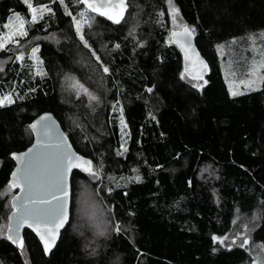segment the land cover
I'll return each instance as SVG.
<instances>
[{"label": "trees", "instance_id": "obj_1", "mask_svg": "<svg viewBox=\"0 0 264 264\" xmlns=\"http://www.w3.org/2000/svg\"><path fill=\"white\" fill-rule=\"evenodd\" d=\"M134 1L140 8L137 24L129 23ZM44 2L54 15L29 23L24 37L39 45L44 74L32 73L27 56L17 61L14 48L0 50V60L7 59L0 89L14 91L13 103L0 106V226L17 191L4 193L14 165L10 153L30 144L28 125L39 113L52 112L75 150L94 165L103 162V169L97 181L73 171L70 218L48 256L33 232L24 229L22 252L0 236V264H251L248 251L237 245L228 250L211 237L227 234L236 217L247 220L257 213L252 237L264 243V84L230 96L216 47L264 29V0H172L195 29V44L208 64L199 81L184 73L169 36L167 0H126L118 24L90 13L98 22L91 32L83 31L90 48L76 36L59 0L38 3ZM65 4L75 15L82 7L72 0ZM14 12L29 16L23 0H0V28ZM159 13L163 17L157 23ZM73 77L99 102L83 92L78 96L69 84ZM195 83L203 87L193 88ZM121 107L127 151L120 148ZM205 162L219 169L213 185L198 177ZM136 175L139 181L128 179ZM83 182L92 189H113L99 191L104 209L96 211L121 226L119 233L112 228L92 239L89 247L71 227L77 186Z\"/></svg>", "mask_w": 264, "mask_h": 264}, {"label": "snow or ice", "instance_id": "obj_2", "mask_svg": "<svg viewBox=\"0 0 264 264\" xmlns=\"http://www.w3.org/2000/svg\"><path fill=\"white\" fill-rule=\"evenodd\" d=\"M23 3L28 9L30 20L20 13L10 15L8 22L3 25L5 30L0 31V50H4L9 43L18 45L19 40L16 38H23L28 35L27 25L29 23L35 24L38 20L43 19L45 15H54L53 8L48 4H35L34 0H23ZM59 3L64 10V14L72 18V26L75 29L76 36L79 37L86 48H90V45L84 38L82 30L85 25L91 26L94 21V16L90 15V13L106 17L113 23H119L127 8L126 0H76V3L82 5V7L76 15H73L65 4V0H59ZM167 4L168 14L173 25V30L169 32V36L180 44L181 49L185 52V59H191L189 52L192 51L191 37L195 34V29L185 23L178 22L179 10L172 3V0H167ZM259 35L264 38V31H261ZM255 39L254 36L249 37L251 47L254 50L259 47L255 43ZM116 47H119V45H116ZM38 51L39 45L32 47L28 56L33 61L32 67L36 74L42 75L44 74L40 67L42 61L36 55ZM92 55L96 57L98 62L100 61V57L94 51ZM255 55H259L258 60L255 59ZM24 57L25 52L19 51L15 59L22 61ZM197 63L202 69L207 68V65L199 59L198 54L196 55L194 66ZM100 67L105 74L110 72L108 66L101 63ZM181 78H184V73H181ZM202 78L199 72L193 77L197 81ZM204 83L206 84L207 81H204ZM228 83L230 96L241 94L239 91L234 90L231 82ZM259 83H264V51L254 53V59L248 68L247 78L239 80V84L243 85L246 90H255ZM73 86L79 89L76 93L78 96L82 91L88 96L90 101L99 102L100 98L79 83V81H74ZM192 87L200 89L203 85L195 83ZM147 91L151 92L152 89L148 88ZM5 103H13L10 94L0 96V106ZM116 103L119 104V101ZM113 108L116 110L115 105ZM119 111L121 113L120 123L122 129L127 128L123 118V108L121 107ZM153 119H155L154 116ZM28 130L35 136V142L31 143V147L27 148L26 151L10 153L11 158L16 162V166L10 173L11 178L8 179L6 189L10 191L11 189L19 188L20 192L11 196L9 202L10 213L8 214L6 225L7 231L3 230L4 226H0V236H4L22 252L24 239L20 234V229L27 225L39 237L40 242L43 244L44 253L48 254L56 242L59 230L64 227L70 218V174L74 169H79L87 173L90 178L97 179L103 169V162L99 165H94L92 160L85 159L73 151L72 146L67 143V138L64 134L55 129L49 113H44L36 120H33L28 125ZM124 135L121 137L120 148L123 151H127ZM123 151L118 150L116 154L118 156L123 155ZM132 171L136 172L137 169L134 168ZM128 179L139 181L141 177L136 175ZM119 186L117 182V187ZM102 190H106L109 193L113 191L111 187L98 189L97 195ZM239 219L237 217L232 223L237 224ZM257 219V213H253L250 220L241 224L231 236L228 234L221 236L213 234L211 237L213 244H219L228 250H231L234 245L245 251L255 248L259 254L257 258L251 261V264H264V243H251L252 228L249 225L253 224ZM114 230L117 233L121 231L119 223L114 225ZM212 251L216 252L217 249L214 247Z\"/></svg>", "mask_w": 264, "mask_h": 264}, {"label": "rangeland", "instance_id": "obj_3", "mask_svg": "<svg viewBox=\"0 0 264 264\" xmlns=\"http://www.w3.org/2000/svg\"><path fill=\"white\" fill-rule=\"evenodd\" d=\"M75 1L76 0H72V2L74 4H75ZM38 2H39V0H34L35 4H41ZM43 4H48V3L44 2ZM133 7H134V10L132 11V15L130 16L129 23L132 22V24L133 23L137 24L138 20H136V16H138L137 14L140 13V8L137 5L136 1H134ZM166 11L168 14V12H169L168 5H167ZM14 13H11L10 15H12ZM72 14L75 15L74 13H72ZM162 15H163L162 13L158 14V18H157L158 21L156 20L157 23L161 22V17H163ZM26 19L30 20V16H28ZM6 22H8V18H7ZM178 22L185 23V21L183 20V18L181 17L179 12H178ZM97 23L98 22L94 20L92 22L91 26L85 25L83 27L82 34H84V32H83L84 30L91 32L92 28L93 29L96 28ZM168 24H169V27H168V33H169L171 30H173L172 20H171V17L169 16V14H168ZM3 25H2V28H0V31L5 30V29H3ZM261 31H264V29L243 35L241 37L232 38L230 40L224 41V42L220 43L219 45H217L216 52H217V55L220 59V63L222 66V71H223L225 81H227L226 82L227 88L229 87L228 82H231L233 84L234 90H237L240 93L245 92V91H249V90H246L243 85L239 84V80L247 78L248 68L251 66V62L254 59V53L264 51V38H261L259 35L261 33ZM250 36H254L256 38L255 43L259 46L255 50L251 47V41L249 40ZM16 39L19 40V44L14 45V44L9 43L6 45L5 50H9L11 48H14V51H16L15 56H16L17 52H19V51L25 52V56H27V58H28L31 71L33 74H36V72L34 71V69L32 67L33 61L28 56V53L31 51V48L35 47L36 45H30V43H32V42H30L28 40L27 41L24 40V37L23 38L17 37ZM137 42L140 43L139 40ZM100 47H102V45ZM36 55L38 56V53H36ZM255 59L258 60L259 55H255ZM6 60L7 59L0 60V71L3 69L4 64L6 63ZM40 67L42 68V71H44L43 65H41ZM37 75H41V74H37ZM191 79L195 80L193 78H191ZM74 81H78V80L73 77L70 79L69 84L71 86H73ZM79 83H81V82H79ZM262 84H264V83H259L256 88H259ZM74 88H76V93H77V91L79 89L77 87H74ZM5 94H10L11 98L13 100L14 91L4 90V89L1 90L0 89V96H4ZM120 116H121V114H120ZM120 116H119V123H120ZM120 127L122 129L121 123H120ZM125 133H126V128H123L122 129V135H124ZM124 140H126L125 135H124ZM198 177L201 180H203L204 182H207L208 184L213 185V182L217 181L220 177L219 169L212 162L202 163L199 166ZM94 180L97 181V180H99V178L94 179ZM99 184H101V183L99 182ZM212 191L214 193V197L217 198L216 189L212 187ZM4 193L10 195L12 193V190L8 191L7 189H5ZM98 199H100V198H99V194L97 195V188L92 189L91 186L86 182L78 183L75 198H74V200H75V215H74L75 221L73 222L71 227H72V230L74 232H76L77 234H80L82 236V238L84 240L83 244L85 245V247H89V244L91 243L92 239H96L99 237H103L104 235H108V232L110 230H112V228H114V225H115V224L112 225L113 222L110 221L109 218L103 219L99 214H97V213H99L100 209L102 211L104 209V208L102 209V206H99ZM96 208H99V210L96 211ZM103 213H102V215H103ZM248 220H250V219L246 220V219L240 218L238 220L237 224L232 225L231 230L227 234L229 236H231L232 234L235 233V231L240 227L241 224L247 222ZM255 224H256V221H254L253 224H250L249 227H251L253 229ZM6 225H7V222H5L3 224L4 231H6ZM240 230H243V229H240ZM101 233H104V234H101ZM251 243L260 244V243H257L253 240L252 231H251ZM248 252L250 253L252 260L254 258H257L258 254H259L258 250L255 248H250V250Z\"/></svg>", "mask_w": 264, "mask_h": 264}, {"label": "water", "instance_id": "obj_4", "mask_svg": "<svg viewBox=\"0 0 264 264\" xmlns=\"http://www.w3.org/2000/svg\"><path fill=\"white\" fill-rule=\"evenodd\" d=\"M126 3H127V2H126ZM127 8H128V5H127ZM127 8L125 9L122 18L120 19V22L123 20L125 14H126ZM97 15H98V14H97ZM101 17H102V16H101ZM103 18H105L106 20H108L106 17H103ZM108 21H109V20H108ZM110 22H112V21H110ZM120 22H119V23H120ZM112 23H113V22H112ZM115 24H118V23H115ZM171 40L177 45L178 50H179V52H180L181 59H182V66H183V71H184V73H185L187 76H189L190 78H193V77L197 74V72H199L200 75H201L202 77H204V76L207 74V71H208V64H207V62H206V59H205V58L203 57V55L200 53L199 49L197 48V46H196V44H195V38H194V35L191 37L192 51L189 52V56L191 57V59H188V60L185 59V52L181 49L180 44H178L177 42H175L172 38H171ZM197 54H198V56H199V59L202 60V61L207 65V68H206V69H202L198 63L195 64V66H194V61H195V58H196V55H197ZM44 113H49V114H50V116H51V120L54 122L55 129H56L58 132L64 134V136L67 138V143L70 144V145L72 146V150L75 151L78 155L83 156L85 159H89L88 157L82 155L81 153H79L78 151L75 150V148L73 147V145H72V143H71V141H70L68 135H67L66 132L63 130V128L61 127V125H60V123H59V121H58V119L54 116V114H53L52 112H50V111H43V112L39 113L37 116H35V117L31 120V122H32L33 120H36L39 116L43 115ZM31 122H30V123H31ZM30 123H29V124H30ZM33 142H35V136H34V135H32V141L30 142V144H28L23 150H21V151H16V152H23V151H26L27 148L31 147V143H33ZM12 160H13V159H12ZM13 162H14V165H13L11 171H12V170L15 168V166H16V162H15L14 160H13ZM74 170H79V169H74ZM74 170H73V171H74ZM11 171H10V173H11ZM10 173H9V179L11 178V177H10ZM72 173H73V172H72ZM72 173L70 174V178H69V179H70V185H71V177H72ZM70 191H71V189H70ZM19 192H20V189L17 188V191H16L13 195H15L16 193H19ZM70 208H71V196H70V201H69V209H70ZM9 213H10V212H9ZM9 213H8V214H9ZM67 223H68V222H66L65 225H64V227L61 228V229L59 230V234H58V236H57V239H56L55 244L52 246V248L50 249V251L48 252V254H45V253H44L45 256H48V255L50 254V252L54 249V247L56 246V244H57V242H58V239H59L60 233H61L62 230L65 228V226L67 225ZM24 229H28V230H30L31 232H33L30 228L27 227V225H25L23 228L20 229V234H21V236H22V233H23ZM6 231H7V228H6ZM33 234H34V235L36 236V238L38 239V241H39V243H40V245H41V247H42V250H43V244L40 242L39 237H38L34 232H33ZM43 252H44V250H43Z\"/></svg>", "mask_w": 264, "mask_h": 264}]
</instances>
